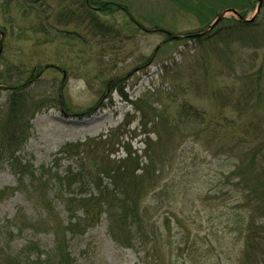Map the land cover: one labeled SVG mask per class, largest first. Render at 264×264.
Masks as SVG:
<instances>
[{
	"label": "rangeland",
	"instance_id": "rangeland-1",
	"mask_svg": "<svg viewBox=\"0 0 264 264\" xmlns=\"http://www.w3.org/2000/svg\"><path fill=\"white\" fill-rule=\"evenodd\" d=\"M111 1L127 7L131 13L124 10L103 13L95 6L93 12L88 13L87 7H81V0H0V51L9 60H0V72H3V79H0V118L8 108L11 91L7 87L11 86L9 84L17 72L20 71L22 83H25L39 66L44 69L50 67L31 82L25 90L27 95L35 96L36 100H45L49 96L59 98L65 104L47 102L30 119L29 138L16 153L33 166L37 176L42 171L48 173L58 169L63 172L70 165L76 166L63 152L66 145L100 139L114 129H119V134L130 129L132 132L127 134V138H132L133 149L143 155L142 116L136 112L133 102L146 108L153 103L165 114L173 116L179 103L187 100L195 108L212 114L219 105L217 88L232 84H236L238 90L241 87L234 78L226 75L216 77L215 68L221 65L213 58L216 56L210 53L209 61H206L205 50L195 43L186 39L165 43L166 35L155 30L158 28L155 25H158L184 35L202 28L197 17L181 8L176 0ZM197 1L191 0L190 5ZM205 1L208 0H202ZM227 1L231 0H213L215 5L212 8H219ZM255 2V8L247 13L245 19L253 20L258 16L259 1ZM24 9L29 12L28 17L23 15ZM223 12L225 18H239L230 9ZM42 23L52 28L49 35L41 33V28L38 32ZM3 32L4 46L1 45ZM62 32L73 35L68 39ZM41 40L49 43L39 45ZM255 52L237 49L234 57L247 59ZM258 53L263 55L262 50ZM9 65L13 66L10 73ZM113 83H117L115 85L124 91L127 98L119 90L113 91ZM193 128L184 125L182 129L181 126V134L186 131L184 136L194 134ZM153 138L156 140L155 136ZM200 139L188 136L172 140L175 143L172 146V163L165 162V170L157 182V191L163 188V193L156 195V200H153L154 192L147 198L155 217L171 221L175 236L181 233L175 216L196 220L192 230L199 234L198 239L208 235L205 248L213 242L204 256L207 261H201V264H229L212 235V232L219 231L220 235L226 236V216L219 204L224 202V198L217 199L225 191L217 193L218 189L225 187L221 178L227 174L226 162L224 157H215L211 150L208 151L204 140ZM123 157V151L112 155L115 159ZM23 181V186L29 184L28 177ZM20 185V177L11 162L1 160L0 192H6L3 196L6 198L0 202L1 223L13 219L21 210L31 218L41 216L42 211L34 206ZM49 186L57 187L54 183ZM89 193H95L94 188L91 187ZM54 194L52 191L50 196L53 198ZM57 210L67 220L66 212L58 204ZM14 231L12 246L15 249L22 248L29 240L38 241L44 249L52 246V234L34 230L18 234L16 229ZM202 242L203 239L200 245ZM70 249L78 264H148L139 261L136 251L117 246L105 221L83 235L73 237ZM197 254L199 256L201 252L198 250Z\"/></svg>",
	"mask_w": 264,
	"mask_h": 264
},
{
	"label": "trees",
	"instance_id": "trees-1",
	"mask_svg": "<svg viewBox=\"0 0 264 264\" xmlns=\"http://www.w3.org/2000/svg\"><path fill=\"white\" fill-rule=\"evenodd\" d=\"M176 1L181 8L197 17L202 28L184 35H177L158 25H155L158 27L155 30L166 35L165 43L180 42L182 39L195 43L205 50L206 61H209L210 53L216 56L213 58L221 64L215 68L216 77L226 75L234 78L235 83L241 84L240 89L236 84L217 88L215 92L219 105L212 114L195 108L187 100L179 103L173 116L165 114L153 103L146 108L133 102L136 112L142 116L140 135L145 136L142 140L145 146L143 155L133 149L132 138H127V134L132 132L130 129L120 134L119 129H114L100 139L66 145L63 152L76 166L70 165L63 172L58 169L48 173L42 171L37 176L33 166L16 153L29 138L30 119L47 102H61L59 98L50 96L45 100H36L35 96H29L25 91L36 77H40V72L50 66L45 69L39 66L25 83H22L20 71L17 72L16 78L9 84L11 86L7 87L11 91L8 108L0 118V161L7 159L11 162L20 177V189L42 214L31 218L21 210L13 219L0 222V264H78L70 249L72 238L83 235L104 221L117 246L136 251L142 263H205V253L213 242L210 240L205 248L209 239L207 235L201 238L203 242L200 245L199 234L192 230L196 220L175 216V223L181 228V233L175 236L171 221L155 217L147 198L154 192L153 200H156V195L163 193V188L157 191V182L165 170V162L172 163V146L175 144L172 140L188 136L201 138L207 145L206 149L211 150L215 157L225 158L227 174L221 178L225 187L218 189L217 193L225 191L217 199L224 198V202L219 204L226 216V236L220 235L219 231L212 232L217 248L225 254L229 264H264V3L256 19L246 22L247 13L255 8V1L260 0H231L219 8H212L215 5L213 0H198L195 5H190L191 0ZM80 5L87 7L88 13L93 12L94 6L103 13L121 10L131 13L127 7L111 0H81ZM226 9L238 11L240 17L224 18L208 30ZM24 10L23 15L28 17L29 12ZM49 31H52L51 27L44 23L39 25L38 32L49 35ZM55 31L57 35L58 30ZM4 32L2 46L5 43ZM62 35L71 39L73 34L62 32ZM172 36L181 38L171 39ZM46 42L49 43L48 40H41L38 44ZM237 49L256 52L243 59L234 57ZM260 50L263 55L258 53ZM0 60L9 62L1 51ZM9 66L8 73L13 71V66ZM37 71L39 73L35 75ZM0 73V79H3V72ZM115 84H112L113 91L117 89L127 98ZM62 105L65 106L64 103ZM184 125L193 126L194 134L184 136L186 129L181 134L180 127L183 129ZM120 151L125 157L112 158ZM26 177L29 184L23 186ZM51 183L57 186L56 189L49 186ZM91 187L95 193H89ZM52 191H55L53 198L50 196ZM5 193L0 192V202L6 198L3 197ZM57 204L66 212L67 220L61 217ZM15 229L18 234L27 230L52 234V246L44 249L38 241L29 240L22 248L15 249L12 246ZM198 250L201 252L199 256ZM218 261L221 262V259L218 258Z\"/></svg>",
	"mask_w": 264,
	"mask_h": 264
},
{
	"label": "water",
	"instance_id": "water-1",
	"mask_svg": "<svg viewBox=\"0 0 264 264\" xmlns=\"http://www.w3.org/2000/svg\"><path fill=\"white\" fill-rule=\"evenodd\" d=\"M264 3V0H260L259 1V5H258V7H257V11H256V16L259 14V12H260V10H261V7H262V4ZM230 11H232L234 14H236V16H238V17H240V14L238 13V11H236V10H230ZM225 18V13L223 12V13H221L216 19H215V21L211 24V26L209 27V29L208 30H210V29H212V28H214L221 20H223ZM255 19V18H254ZM253 19V20H254ZM243 20V19H242ZM253 20H247V19H244V21H246V22H250V21H253ZM208 30H206V32L208 31ZM206 32H204V33H206ZM179 38H181L180 36H172L171 37V39H179ZM64 74H65V72H64Z\"/></svg>",
	"mask_w": 264,
	"mask_h": 264
}]
</instances>
